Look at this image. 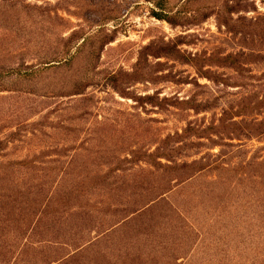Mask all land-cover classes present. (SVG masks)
I'll return each instance as SVG.
<instances>
[{"label":"rangeland","instance_id":"obj_1","mask_svg":"<svg viewBox=\"0 0 264 264\" xmlns=\"http://www.w3.org/2000/svg\"><path fill=\"white\" fill-rule=\"evenodd\" d=\"M0 264H264V0H0Z\"/></svg>","mask_w":264,"mask_h":264},{"label":"trees","instance_id":"obj_2","mask_svg":"<svg viewBox=\"0 0 264 264\" xmlns=\"http://www.w3.org/2000/svg\"><path fill=\"white\" fill-rule=\"evenodd\" d=\"M155 15H156V18L159 20H165L171 25H176L175 20H173L174 18H172L168 15H164V14H162V15L161 14H155ZM155 55H158V54L155 53ZM229 58H230V56L227 57V59H229ZM187 61H189L190 63H193V65L196 66L197 70L202 75V73L200 72L201 65L198 64V58H190Z\"/></svg>","mask_w":264,"mask_h":264}]
</instances>
